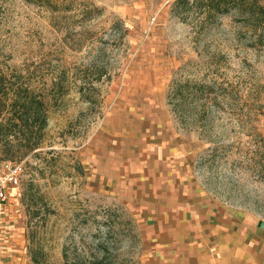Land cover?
I'll list each match as a JSON object with an SVG mask.
<instances>
[{"label":"rangeland","instance_id":"obj_1","mask_svg":"<svg viewBox=\"0 0 264 264\" xmlns=\"http://www.w3.org/2000/svg\"><path fill=\"white\" fill-rule=\"evenodd\" d=\"M91 1L105 11L90 26L108 42L94 53L64 49L46 7L0 0L1 71L17 74L44 59L47 77L35 78L42 87L57 79L64 57L72 72L98 58L111 74L92 79L98 90L90 105L72 80L51 108L37 151L53 150L48 158L57 167L36 176L33 168L43 160L23 159V197L0 213V264H66L65 245L74 258L99 240L110 245L109 264H264V171L247 158L243 166L250 167L220 178H213L211 164L197 167L221 132L232 141L241 136L248 156L255 128L264 136V43L237 13L201 30L192 21L200 14L172 13L176 0ZM120 20L128 30L124 40L111 29ZM70 26L73 33L82 27ZM221 54L228 66L219 73L217 99L205 105V128V121L173 111L168 94L175 79L194 75L196 61ZM78 163L83 174L74 170ZM33 180L31 200L25 193ZM118 214L134 222L137 236L107 235L81 222Z\"/></svg>","mask_w":264,"mask_h":264},{"label":"trees","instance_id":"obj_2","mask_svg":"<svg viewBox=\"0 0 264 264\" xmlns=\"http://www.w3.org/2000/svg\"><path fill=\"white\" fill-rule=\"evenodd\" d=\"M25 1L46 7L51 12V24L63 33L62 46L64 49L76 52L87 49L94 53L97 46L108 44L103 38H98L99 32L90 26L93 20L101 17L105 11L91 0ZM195 12L200 14L201 19L192 21L201 30H205L221 15L237 13L240 16V22L250 27L257 36L256 42L264 43L262 40L264 37V0H176L172 8L174 15L189 16ZM70 21H78L82 25L78 33L72 32ZM111 29L120 32L121 40L128 35V30L121 20L115 22ZM60 61L62 66L56 72L57 79L52 83H44L42 87L38 86L35 78L38 72L39 77L44 79L47 77L42 70L46 63L44 59H32L17 74L11 75L0 70V153L3 158L19 162H22L28 155L43 160L40 164L43 162L44 166L39 165L33 168L36 176L44 177L48 167L51 170L57 167L53 164L54 158H48V155L54 153L53 150L45 153L37 151L42 148L46 139L45 131L48 127L51 108L57 106L58 101L69 93L72 80L76 83L81 98L90 105L94 101L93 91L98 90L92 79L97 77L96 79L100 81L104 76L109 75L108 67L100 64L98 58L92 59L88 64L78 66L74 72L67 65L66 58L63 57ZM227 66L228 60L224 54L196 61L193 64V76L181 75L173 81L168 94L169 104L173 107V111L197 123L205 121L204 127H209L207 121L210 113L205 105L217 99L216 93L219 87L223 86L218 80L219 73ZM109 79H111V74ZM254 117L257 120V115ZM209 123L213 125L212 122ZM255 130L256 132L251 134L256 146L250 151L252 155L248 156L244 151L241 136H237L236 140L232 141L233 138H228L224 132H221L217 138L210 139L211 145L199 156L197 167L207 168L211 164L213 178H220L228 171L234 172L240 167H250L243 166L247 158L249 164H253L256 170L264 171L262 161L264 159V136L258 128ZM76 168L82 174L84 173L81 164L78 163L74 170ZM29 186L25 197L32 200L31 192L36 188L34 180ZM117 217V220H112V216L102 218L83 216L81 222L85 226L96 224L99 233L103 232L108 235L113 230H119L123 231L128 238L137 236L136 226L131 219H126L122 214H118ZM95 248L87 254H76L72 258L69 247L65 245L63 248L65 263L109 264L106 253L110 250V245L106 241L99 240ZM77 250L78 248L75 247V251ZM118 264H125L124 260Z\"/></svg>","mask_w":264,"mask_h":264},{"label":"built area","instance_id":"obj_3","mask_svg":"<svg viewBox=\"0 0 264 264\" xmlns=\"http://www.w3.org/2000/svg\"><path fill=\"white\" fill-rule=\"evenodd\" d=\"M24 168L22 162L0 155V213L23 197Z\"/></svg>","mask_w":264,"mask_h":264},{"label":"water","instance_id":"obj_4","mask_svg":"<svg viewBox=\"0 0 264 264\" xmlns=\"http://www.w3.org/2000/svg\"><path fill=\"white\" fill-rule=\"evenodd\" d=\"M261 227H264V222L261 223Z\"/></svg>","mask_w":264,"mask_h":264}]
</instances>
